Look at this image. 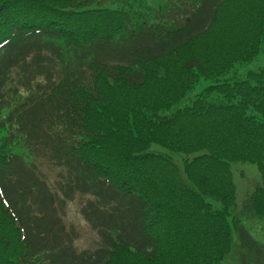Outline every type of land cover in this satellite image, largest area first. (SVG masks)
<instances>
[{"label":"trees","instance_id":"obj_1","mask_svg":"<svg viewBox=\"0 0 264 264\" xmlns=\"http://www.w3.org/2000/svg\"><path fill=\"white\" fill-rule=\"evenodd\" d=\"M260 54L264 0H0V264H264V69L159 115Z\"/></svg>","mask_w":264,"mask_h":264},{"label":"rangeland","instance_id":"obj_2","mask_svg":"<svg viewBox=\"0 0 264 264\" xmlns=\"http://www.w3.org/2000/svg\"><path fill=\"white\" fill-rule=\"evenodd\" d=\"M261 69H264V54L258 55L252 62L237 63L228 75L225 77H220V82L214 79L201 78L194 89L190 91L185 98L173 105L169 110L159 112V115L168 116L178 109H182L190 105L196 95L200 94L205 88L211 85L223 83L225 81L232 83L235 80L244 79L248 71H260ZM153 149L165 152L164 149L157 146H154ZM174 157L180 165L183 163L184 159L187 158L183 154L174 155ZM42 170L44 172L50 173L52 178L55 177V173L57 172V170L50 169L47 165H45L44 162L42 164ZM232 171L237 187V201L234 211L242 217V225L248 230V232L257 241L264 245V221H259L243 215V206L246 199L255 190L256 186L261 183V174L259 172L258 166L250 163H234L232 164ZM218 206L219 205L217 204V207ZM66 221L68 224H74L78 234H80L79 239L75 242L79 249L93 250L99 246L100 240L98 236L94 231H92L86 221L79 214L78 203L74 202L70 204ZM234 239L235 243H237L238 240L236 236ZM225 264L237 263H234L232 259L229 258L228 262Z\"/></svg>","mask_w":264,"mask_h":264}]
</instances>
